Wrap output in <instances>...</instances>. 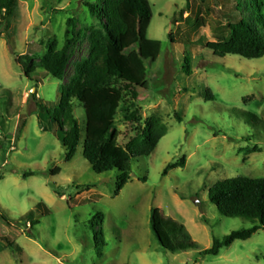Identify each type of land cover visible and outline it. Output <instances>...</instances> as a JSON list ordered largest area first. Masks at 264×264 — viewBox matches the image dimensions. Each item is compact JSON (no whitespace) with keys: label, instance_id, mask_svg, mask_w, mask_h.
<instances>
[{"label":"rangeland","instance_id":"obj_1","mask_svg":"<svg viewBox=\"0 0 264 264\" xmlns=\"http://www.w3.org/2000/svg\"><path fill=\"white\" fill-rule=\"evenodd\" d=\"M101 2L17 0L0 26V264H264L263 230L217 256L200 255L213 240L252 227L221 217L209 189L237 176L264 178V130L238 116L264 119V57L218 58L208 50L233 21L237 2L244 8L250 1L148 0L146 37L161 44L160 54L145 62L147 90H137L135 100L122 93L113 131L124 149L137 127L126 117L140 108L141 124L159 118L167 133L149 157L131 161L120 191L114 173L97 175L83 159L82 138L65 160L55 122L62 88L89 55L90 34H102L85 4ZM69 19L76 42L60 81L37 65L51 38L64 46ZM71 105L82 131L83 109ZM154 210L182 225L195 249L162 250L150 225Z\"/></svg>","mask_w":264,"mask_h":264},{"label":"trees","instance_id":"obj_2","mask_svg":"<svg viewBox=\"0 0 264 264\" xmlns=\"http://www.w3.org/2000/svg\"><path fill=\"white\" fill-rule=\"evenodd\" d=\"M249 1L250 4H245L244 8L237 2L236 14L231 16L233 21L226 25L224 35L208 48L213 56H237L245 60L264 57L263 5L258 0ZM16 3L17 0H0V26L11 18ZM85 5L92 17L100 19L102 34H90L88 57L76 66L68 86L61 90V121L55 118L58 138L65 149L67 162L74 157L82 138L83 159L97 175L114 173L117 191H120L130 180L131 161L149 157L167 133L159 118L150 117L141 124L138 119L140 108L126 117L127 122H134L137 127L135 137L124 149L117 145L113 131L122 93L129 92L135 100L138 98L137 90H147L145 62L156 61L161 44L146 37L152 18L148 0H102L100 6ZM65 24L67 39L64 46L59 49L56 39L51 38L37 65L60 81L66 76L71 49L76 42L73 37L69 39L70 29L73 35L75 19H69ZM20 60L16 62L22 65ZM29 70H34V67H29ZM184 71L190 74L187 63ZM206 98L213 100L208 90ZM72 100H76L83 109L82 131L73 115ZM238 116L251 127L264 130V119L257 115L241 111ZM208 201L221 217L250 221L252 227L232 231L221 239L213 240L212 247L200 255L217 256L222 248L231 246L233 242L249 240L259 230L264 231V178L237 176L218 181L209 189ZM95 217L102 218L98 214ZM0 218L5 220L1 213ZM150 225L162 250L175 254L195 249L185 228L163 219L157 210L152 211ZM9 246L13 249L12 243Z\"/></svg>","mask_w":264,"mask_h":264}]
</instances>
